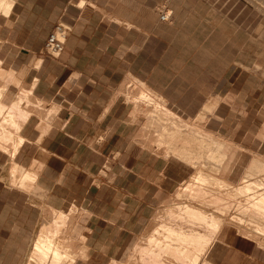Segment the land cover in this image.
Masks as SVG:
<instances>
[{"label":"crops","instance_id":"1","mask_svg":"<svg viewBox=\"0 0 264 264\" xmlns=\"http://www.w3.org/2000/svg\"><path fill=\"white\" fill-rule=\"evenodd\" d=\"M13 2L0 13V63L45 102L41 115L30 113L22 124L13 161L36 172L34 193L47 205L84 209L86 255L73 264L122 259L194 170L179 152L158 145L156 131H143L146 117L129 98L128 78L146 84L184 118L210 107L207 128L239 147L233 181L258 172L251 164L264 165V39L254 49L251 3ZM164 5L173 10L170 21L160 19ZM60 20L72 29L54 57L42 48ZM17 88L9 83L2 100L9 103ZM6 155L0 150V175ZM105 160L108 170L101 171ZM8 181L0 176V264H25L46 215L38 227L31 193ZM214 241L206 254L212 264H264V245L236 225L224 226Z\"/></svg>","mask_w":264,"mask_h":264},{"label":"bare ground","instance_id":"2","mask_svg":"<svg viewBox=\"0 0 264 264\" xmlns=\"http://www.w3.org/2000/svg\"><path fill=\"white\" fill-rule=\"evenodd\" d=\"M13 1L14 0H0V13H8L9 10H11L10 8L12 4L14 3ZM12 74H10L3 67L2 69H0V78L2 79L3 78H6L7 80L13 79ZM5 89L0 90V98L3 97V93ZM147 89L142 88L140 92V96L137 97H139L141 101H145V102L149 101L150 103H152L155 107L153 112L156 111L158 115L161 116V118H166L165 120H167V118L170 119L175 118L173 119L174 121L172 122L181 120L178 119L179 117L177 118L176 113L172 112L171 109L167 107L165 101L162 100V98L161 100L158 99V97H156L154 94H152L151 91H148ZM26 97L27 96H25L22 93L21 97H18V101L12 103L9 107L2 104L0 101V117L6 114L7 112V115L6 116L4 115V118L0 119V121L1 120L3 121L1 123L3 124V126L0 127V150L9 152L11 159H13L19 145L23 142L24 139L22 135L18 136L17 141H14V145L12 149L8 150V146L10 145V143L11 144L13 143L12 139L14 138L13 136L15 134L13 132H17L20 134L19 131L23 126L22 124H24L25 120L29 116V112L24 110L25 109V108L23 109L24 105H22L23 103H26L27 100ZM154 114L156 113H153V115ZM152 119H156V118H152ZM168 122L170 124L171 121ZM151 123L153 124V120H151ZM185 123L186 124L183 123L182 125L187 126V122ZM4 125L5 127L10 126L12 130L11 129H10L11 131L7 130L6 129L7 127L4 128ZM173 125H175V123ZM177 125H175L177 129L173 128L172 130V128H169L170 126L167 125H164V127L162 126L161 129L165 135L170 137L172 144L173 142L177 141V139L180 137V134L182 132L181 128L183 126L179 125L177 127ZM200 130L194 127L193 129H191L190 134L191 135L194 134L196 137L199 136L202 137L200 138V142H199L200 148H204L205 144L208 145L207 156L209 161L212 162L222 161L223 157L221 153H223L222 152L223 150L221 151V147H226V144L220 142L218 143L219 147L217 146L218 148H216V146L213 145L216 143V141L213 140L211 134L207 132L203 133ZM192 140L190 138L185 139V144H191ZM163 141L164 140L160 139L158 141L159 144L158 143L157 144L161 147V144L165 143ZM186 150L188 151L189 159L190 157H192L193 159L194 158L193 156H195L194 153L189 151L188 147H186ZM198 153L196 154L198 155ZM14 165L15 166H13V170L11 172V177H10L11 182H13L12 185H15L14 183H16V185H20V187L23 188L26 182L30 181L29 180L30 178H32L33 180L36 179L35 178L37 175L36 172L33 175V173L31 172H27L28 170L27 171L24 170L23 175L18 180L16 173L20 169L17 164L14 163ZM199 167L200 168L196 169L197 173H195V175L192 176L193 178V180H191L192 182L185 183L183 187H181V189H179V191L176 192V197L178 199H181L183 196H185L188 198V200L184 202L182 200V202H178L175 204L173 203L171 206H167V209L166 211H164V214L160 216L163 218L161 220L158 219L159 221L155 222L154 220L151 222V223L154 222L155 226L153 225L154 228L153 229L151 228L152 230L150 229L151 231H149L148 234L145 236L143 240V244L138 243L136 245L135 248L138 251L139 260L141 263L143 264H212L210 261L206 259V254L210 249L211 245L213 244V242H215L214 240L217 238L218 232H220L221 228H223L224 223L228 221V214L225 213L215 214L214 212L209 210L210 207L214 205V203L217 204L218 201H220L218 198L216 199L215 197L213 198L212 188H214L215 186H216L215 188L218 187L225 188L226 186L229 185V183L223 180L224 178L221 179V178H217L216 176H213L212 173L210 174V172H208V174L204 173L203 171L204 167L203 168H201V166ZM249 176L250 175L244 177L245 179L243 181L245 183H243V185L238 188L239 190L238 192L248 195L252 191H254L255 187L256 188L258 186L262 187L259 181L257 183V181L251 180L254 177L252 178L251 176L250 177ZM262 188L260 190H262ZM209 197L213 199L211 198L209 199ZM250 198L248 196V199H250L249 202L250 203L253 202L251 206H254V208L256 209L254 210L258 211V213L260 212L261 217H264V193L261 192L259 195L251 196ZM197 201H200V203H197ZM222 201L225 204L226 201L225 202L224 200ZM219 203L217 204V206L222 205ZM228 205L229 204H227V206ZM221 208H225V207L222 206ZM68 215L71 216L70 214ZM74 219L75 218L71 220V218H68L66 212L57 211L56 214H53L51 220L44 221L45 223L44 226L41 227L40 230L37 232L36 237L31 245L32 255L29 258L27 264H73L76 258H78V256L84 257L86 255V249L84 246L86 235L83 234L80 238L83 246H77L75 244L76 242H74V240H71L69 236L72 230L69 231L68 226H70L71 228L70 224L71 223L75 224ZM66 227L68 228L69 232L66 231ZM263 232L264 229L258 227V231H256V233L261 235L264 234ZM136 259L138 260L137 256Z\"/></svg>","mask_w":264,"mask_h":264},{"label":"rangeland","instance_id":"3","mask_svg":"<svg viewBox=\"0 0 264 264\" xmlns=\"http://www.w3.org/2000/svg\"><path fill=\"white\" fill-rule=\"evenodd\" d=\"M237 1L242 2V3L246 2V3H251L252 4V7H253V32H254V39L255 38L258 39L257 42H254V49H257L260 46V42H259L260 38L264 39V0H237ZM0 67H1L0 69H2L1 65H0ZM7 70L12 72L9 69H7ZM0 79H1L0 80L1 89L7 88L8 84L11 83V82L18 85V88H17V90L14 93V97L9 103L1 100L2 97L0 98V101H1L2 104H4V105L9 107L12 103L17 102L18 101V97H21V94L23 93L25 96H27L26 97V99H27L26 103L22 104V105H24L23 106V109L25 108L24 110L28 111L29 114L30 113H36V114H40V115L45 111L44 110L45 102H41L37 98L33 97L32 93L30 91L28 92V90L26 88H24L23 86L20 85V83H19V81H18V79L16 77H14L13 80L10 79L11 81L7 80L6 78H3V79L0 78ZM127 82L132 83L131 84L132 89L129 92V95H130L129 98L134 101L135 107H136V111H138L140 114H142L144 117H146V121H144V124H143V126H144L143 127V131H147V133L151 132L153 134L156 131L158 133V136H157L159 138L158 141L160 139L164 140L163 142H165V143H163V144L168 145V147L170 146V149H172L173 152H176V153L179 152L183 157H186V159L189 160V162L193 165L194 170H193L192 175L186 181L181 183L174 190L172 195L166 201H164L161 205L158 206V208L156 209L152 219L149 222V225H148L147 229L144 230V232L140 235L139 239L133 245V247H131L127 251V253L124 255V257L122 259H120L119 261H113L111 264H143L139 260V254H138V251L135 248L136 245L138 243H142L143 244V240H144L145 236L155 226L154 222L153 223H151V222L154 221V220H155V222L161 220L163 217H160V216L162 214H164V211H166L167 206H171L173 203L175 204V203H178V202H182V200H183V202L188 200V198L185 197V196L182 197L183 199L182 198L178 199L176 197V192L179 191V189H181V187H183V185L185 183L192 182L191 181V180H193L192 176H194L195 173H197L196 169L200 168L199 166H201V168L204 167L203 168L204 173L208 174V172H210V174L212 173L213 176H216L217 178H221V179L224 178L223 180H225L227 183H229V185L226 186L227 188L226 187L225 188L224 187L223 188H219V187L215 188L216 186L214 188H212V190H213L212 191L213 192L212 193L213 198L214 197H215V199L218 198L220 200V201H218V203L220 202L219 204H222V205L217 206L218 203L217 204L214 203V205H213L214 207L211 206L209 210L214 212L215 214H219V213L220 214H224V213L228 214V221H226L224 223V226H227V225L235 226L236 225L242 233L258 239L260 241V243L262 245H264V234L260 235V234L256 233V231H258V227L264 229V227H263L264 226V217H261L260 212L258 213V211H255L256 209L254 208V206H251V204H253V202L252 203L249 202V200L251 199L250 198L251 196H257L261 192L264 193V189H263L264 188V177H262L260 175L261 170H264V165L251 164V168L258 170V172L246 173V174H244L242 176V178L238 182L233 181L232 179L229 178V174H230V171H231L232 163L234 162V160L236 159V156H237L236 155V151L239 149V147L233 141H231L228 137H225L223 135H219L218 133H214L213 130L207 128V122L209 120V117L211 116V114L209 113V112H211L210 111V107H208L207 109L203 110L196 117L184 118L181 115H179L178 113L174 112L167 105L165 99L161 95L157 94L155 91H153L151 88H149L143 82L138 81L137 79L131 78V77L127 79ZM2 83H4V84H2ZM142 88H144V89L148 88L147 90L151 91L152 94H154L156 97H158V99L161 100V98H162V100L165 101L167 107L169 109H171L172 112L176 113L177 118L179 117L178 119H181V120L172 122V121H174L173 119H175V118H173V119L172 118L171 119L167 118V120H165L166 118H161V116H159L156 111L153 112L155 107H154V105L152 103H150L149 101H146V102L145 101H141L139 99V97H137V96H140V92H141ZM131 92H133V93H131ZM153 113H156L158 116L156 114H154L155 115L154 116ZM4 115L6 116L7 112ZM4 115H2L3 117L1 116L0 119L4 118ZM152 115H153V117H152ZM152 118H156V119H152ZM151 120H153V124L151 123ZM154 120H155V122H154ZM168 121H171L172 123L170 122V124H169ZM2 122L3 121L1 120L0 124ZM185 122H187V126L182 125L183 123L186 124ZM174 123H175V125L178 124L177 127L179 125L183 126V127L181 128L182 132L180 134V137L177 139V141L173 142V144H172L171 140H170V137L165 135L162 132L161 129H162V126L164 127V125L170 126L169 128H172V130H173V128L177 129L176 126L173 125ZM6 125H8V124H6ZM196 125H198V126H196ZM2 126H3V124L0 125V127H2ZM172 126H174V127H172ZM6 127L4 125V128H6L7 130L11 129L10 126H6ZM190 127H192V128H190ZM194 127L198 128L199 130L201 129L200 131H202L203 133L207 132V133L211 134V137L213 138V140L216 141L215 144H213V143L212 144L214 146H216V148L219 147L218 143H220V142L226 144V147H221V151L223 150L222 152L224 153V154L221 153L222 157H223L222 161H220V162L219 161L218 162L209 161L208 156H207L208 155V145L205 144L204 148H200L199 147L200 146L199 142H200V138H202V137L201 136L196 137L194 134H192V135L190 134L191 129H193ZM152 131H154V132H152ZM13 133H15L14 136H13L14 138L12 139L13 143L12 144L10 143V145L8 146V150L12 149V147L14 145V141H17L18 136L21 135V134H19L17 132H13ZM207 133H205V134H207ZM194 137H195V139H194ZM189 138L191 140L193 139L192 143L191 144H185V139H189ZM186 147H188L189 151L194 153L195 156H193L194 157L193 159H192V157H190V159H189V154H188V151L186 150ZM4 152H6V151H4ZM198 152H200V153H198ZM6 153L8 154V155H6L7 160H6L5 164L2 165V174L0 176L3 179H5L6 183H7L8 179H9L8 182L10 184L11 183L13 184V182H11V178H10L11 176L10 175H11V172L13 170V166H15L14 165V161H13L14 159L10 158L9 152H6ZM196 153H198V155ZM198 156H200V157H198ZM103 164H102V167H103ZM102 167H101V171H104L102 169ZM108 167L109 166L107 165V170H108ZM26 169H28V168H26ZM211 169H212V171H211ZM30 170H32V169H30ZM23 173H24V170L20 169L16 174L21 178ZM8 175H9V177H8ZM247 175H250L252 178L254 177L251 180H255V181H257V183L259 181V183H261L263 188L258 186L259 187V189H258V187L257 188L255 187L254 191H252L248 195L247 194H243L241 192H238L239 191L238 188L240 186H242L243 183H245L243 180L245 179L244 177L247 176ZM29 180L30 181H27V183H29V184H27V186H25L23 188L27 189L31 193V202L34 205H37V210H38V213H39L38 220H37V225L39 227V225L43 221L42 218H41L42 214L46 215V218H45L46 220H44V221H47V220H51L53 214H56L57 211H54L56 208L53 209L54 207H51V206L47 205L44 201H42L41 200V195H36V193H34L35 190L33 189V183H32L34 180L32 178H30ZM14 184L16 185V183H14ZM236 187H237V189H236ZM261 188H262V190H260ZM227 193H229V194H227ZM223 195H224V197H223ZM225 196H226V198H225ZM248 196H249L250 199H248ZM211 197H209V199ZM213 198H211V199H213ZM221 198H222V200H224V202L225 201L226 202L229 201V202H227V203L225 202V204H226L225 205L223 203V201L221 200ZM197 203H200V201H197ZM227 204H229V205L227 206ZM222 206L225 207V208H221ZM226 207H228V208H226ZM57 210H60V209H57ZM62 211L66 212L67 217L71 218V220L73 218H75L74 219L75 224L71 223L70 224L71 228H70V226H68L69 231L72 230L69 236H70L71 240H74V242H76L75 244L77 246H83L80 237H81V235L83 233L85 234V229H86V227H85V211H84V209L82 207H80V206L72 204L69 207H66V208L62 209ZM67 213L70 214L71 216H69ZM37 225H36V227H37ZM36 227H35V229L37 230L38 227L37 228ZM68 228L66 227V231H68ZM35 229H34V231H35ZM35 237H36V235H35ZM35 237H34V239H35ZM217 237H218V234H217ZM30 246L31 245L29 243L27 252L29 251V247ZM84 246H85V249H86V244H84ZM31 255H32V248L29 251V255L27 257V260H26L25 264L28 263L29 258L31 257ZM136 256L138 257V260L136 259ZM80 257H83V256H80ZM78 258H79V256H78Z\"/></svg>","mask_w":264,"mask_h":264},{"label":"built area","instance_id":"4","mask_svg":"<svg viewBox=\"0 0 264 264\" xmlns=\"http://www.w3.org/2000/svg\"><path fill=\"white\" fill-rule=\"evenodd\" d=\"M160 19L163 21H170L172 19L173 10L167 7L166 5L159 8ZM72 29V25L69 22L60 20L57 21L50 32L48 33L45 42L43 44V52L50 56H58L66 41L67 36L69 35ZM114 154H111L109 158H113ZM108 160H105L102 169L107 170Z\"/></svg>","mask_w":264,"mask_h":264}]
</instances>
